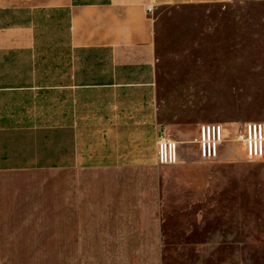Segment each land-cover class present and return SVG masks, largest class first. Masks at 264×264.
<instances>
[{"label":"rangeland","instance_id":"rangeland-1","mask_svg":"<svg viewBox=\"0 0 264 264\" xmlns=\"http://www.w3.org/2000/svg\"><path fill=\"white\" fill-rule=\"evenodd\" d=\"M155 16L164 127L182 140L200 123L264 121V0L168 6ZM49 52L43 63L53 73ZM0 142L6 162L29 163L1 175L0 264H264L262 160L240 155L208 163L189 149L182 164H156L150 175L147 209L159 215L153 237L139 229L134 237L115 238L109 204L101 213L108 221L86 225L85 239L80 232L76 239L71 218L80 211L79 193L76 185L70 199L65 193L59 139L5 134ZM96 194L85 193V212Z\"/></svg>","mask_w":264,"mask_h":264},{"label":"crops","instance_id":"crops-1","mask_svg":"<svg viewBox=\"0 0 264 264\" xmlns=\"http://www.w3.org/2000/svg\"><path fill=\"white\" fill-rule=\"evenodd\" d=\"M231 1L0 0V138L42 134L59 139L65 193L70 199L75 185L79 193L80 211L71 218L76 239L80 233L85 239L86 225L102 217L108 221V214L101 213L109 204L115 238L134 237L139 229L149 237L156 233L152 220L159 215L157 208L155 214L147 209L151 199L146 196L150 175L157 173V141L164 127L157 104L155 14L162 7ZM49 51L53 73L45 72L43 63ZM201 124L192 138L182 140L165 126L179 143L180 161L173 166L182 164L189 149L196 153L188 155L203 160L193 142ZM221 124L227 137L236 127ZM240 148L229 142L222 157L246 158ZM2 149L0 142V180L2 173L24 169L18 164H29L25 159L6 162ZM88 192L97 194L85 212L82 200ZM4 245L0 236V260Z\"/></svg>","mask_w":264,"mask_h":264},{"label":"built area","instance_id":"built-area-1","mask_svg":"<svg viewBox=\"0 0 264 264\" xmlns=\"http://www.w3.org/2000/svg\"><path fill=\"white\" fill-rule=\"evenodd\" d=\"M153 12L152 8L148 9ZM200 150L201 158L209 163L222 159L223 149L229 142L238 143L245 150L249 161L264 158V121H246L236 125L229 137L221 123H204L199 126L193 141ZM179 143L168 133L166 127L157 141V164L160 166L177 165L180 161Z\"/></svg>","mask_w":264,"mask_h":264},{"label":"bare ground","instance_id":"bare-ground-1","mask_svg":"<svg viewBox=\"0 0 264 264\" xmlns=\"http://www.w3.org/2000/svg\"><path fill=\"white\" fill-rule=\"evenodd\" d=\"M226 131V130H225ZM226 133V132H225Z\"/></svg>","mask_w":264,"mask_h":264}]
</instances>
